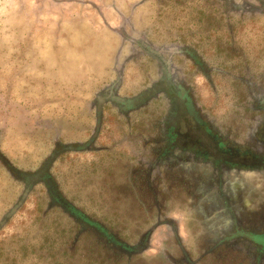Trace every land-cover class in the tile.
Instances as JSON below:
<instances>
[{"label":"flooded vegetation","instance_id":"obj_1","mask_svg":"<svg viewBox=\"0 0 264 264\" xmlns=\"http://www.w3.org/2000/svg\"><path fill=\"white\" fill-rule=\"evenodd\" d=\"M149 3L155 17L133 21ZM99 14L121 42L88 134L54 141L37 169L0 149L22 189L0 234L37 193L39 229L61 242L51 264H92L91 236L109 239L119 264H264V0H142L118 28ZM73 156L87 165L69 195L56 169ZM14 252L3 264H19Z\"/></svg>","mask_w":264,"mask_h":264},{"label":"rangeland","instance_id":"obj_2","mask_svg":"<svg viewBox=\"0 0 264 264\" xmlns=\"http://www.w3.org/2000/svg\"><path fill=\"white\" fill-rule=\"evenodd\" d=\"M74 1L0 0V149L24 170L37 169L57 139L70 142L87 136L89 101L112 69L121 42L99 12L118 28L120 15L129 16L142 0ZM81 1L94 3L99 11ZM151 5L139 8L133 21L150 22L156 9ZM84 159L64 158L57 166L58 179L69 195L73 189L81 191L76 181L87 165ZM21 192L0 165V219ZM35 194L0 234L5 243L0 245V264L11 251L23 256L19 264H51V255L52 262L55 257L60 260L55 227L47 229L53 232L46 238L39 229L35 210L40 200ZM82 195L78 193L77 202L83 201ZM56 219L60 221L59 215ZM166 235L161 229L154 237L158 252ZM42 243L53 248L38 253ZM158 252L149 251L147 257Z\"/></svg>","mask_w":264,"mask_h":264},{"label":"trees","instance_id":"obj_3","mask_svg":"<svg viewBox=\"0 0 264 264\" xmlns=\"http://www.w3.org/2000/svg\"><path fill=\"white\" fill-rule=\"evenodd\" d=\"M81 220H84L83 216H81ZM91 239H94L92 242V248H91V250H93L94 252V256L91 257L92 264H119V261L117 259V258H120L119 251H117L114 247H112V243L110 242L109 239H108V243L104 244V246L100 242L101 239L94 237V236H91ZM123 257L126 260L125 264H130L131 261L127 257L125 256Z\"/></svg>","mask_w":264,"mask_h":264}]
</instances>
